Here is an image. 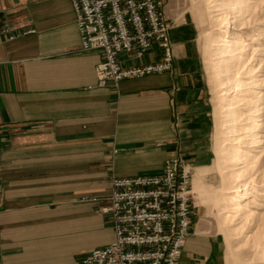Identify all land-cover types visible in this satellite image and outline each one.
<instances>
[{"label":"crops","instance_id":"obj_1","mask_svg":"<svg viewBox=\"0 0 264 264\" xmlns=\"http://www.w3.org/2000/svg\"><path fill=\"white\" fill-rule=\"evenodd\" d=\"M178 18L169 71L99 85L103 55L80 48L71 0H0V264H79L114 239L101 211L111 178L182 155L200 83L197 64L180 60ZM161 55L153 45L119 61ZM221 251L214 226L196 220L179 264H221Z\"/></svg>","mask_w":264,"mask_h":264},{"label":"built area","instance_id":"obj_2","mask_svg":"<svg viewBox=\"0 0 264 264\" xmlns=\"http://www.w3.org/2000/svg\"><path fill=\"white\" fill-rule=\"evenodd\" d=\"M71 5L80 48L102 52L95 67L99 85L171 69L164 0H71ZM153 45L162 51L157 61L120 64V55L141 56ZM191 198V170L179 155L166 158L156 174L112 177L101 211L110 215L114 239L79 264H179L191 233Z\"/></svg>","mask_w":264,"mask_h":264},{"label":"rangeland","instance_id":"obj_3","mask_svg":"<svg viewBox=\"0 0 264 264\" xmlns=\"http://www.w3.org/2000/svg\"><path fill=\"white\" fill-rule=\"evenodd\" d=\"M257 2L261 9L258 12L259 19L255 21L259 26L256 31L259 34L255 36L264 52V0H257ZM212 4L211 0H164V12L169 29L171 23L178 22V17L185 19L184 29L175 37L182 51L180 60L186 65L196 63L199 73V103L190 108L189 118L193 127L187 130L183 138L185 140L183 152L179 155L191 170L193 212L191 228L193 221L196 220L214 226L222 244L221 264H264V196L255 197L257 208L251 209L258 212L257 215L245 219L238 217L232 221L221 219L219 206L224 203L226 195L234 191L236 182L223 181V172L229 168L226 166L228 161L218 159V151L223 144L225 122L221 109L218 107L217 113L214 111L216 106L221 105L220 97L223 91L217 84V78L214 76L210 63L216 60L212 54L213 45L215 46L213 39L220 34L224 23L211 19ZM228 15L233 13L229 12ZM234 23V26L229 27L231 32L242 34L247 40L245 41L250 44V40L244 33V31L248 32L247 27L242 28L244 24H238L237 21ZM262 62L264 63V60ZM261 70L260 78L264 76V68ZM262 83L260 88H262L261 93H264V81ZM248 112V117L252 116V109ZM259 135L263 138L264 128ZM185 152L190 155H186ZM240 164L238 163L236 167ZM246 169L249 171L244 177L245 185L264 188V154L254 166L249 165ZM238 186L241 188L242 185L238 184ZM195 209H199V212ZM254 240H257L259 244L253 245Z\"/></svg>","mask_w":264,"mask_h":264},{"label":"bare ground","instance_id":"obj_4","mask_svg":"<svg viewBox=\"0 0 264 264\" xmlns=\"http://www.w3.org/2000/svg\"><path fill=\"white\" fill-rule=\"evenodd\" d=\"M211 1V19L224 23L220 34L213 39L215 46L213 45L212 54L216 60L210 63L217 84L223 91L220 97L221 105L216 106L214 111L217 113L219 107L225 122L223 144L218 151V159L228 161L226 166L229 168L223 172V181L236 182L234 191L226 195L224 203L219 207L221 219L232 221L238 217L245 219L257 215L258 212L251 209L257 208L255 197L264 196V188L248 187L244 179L249 171L246 168L249 165L254 166L264 154V136L260 138L259 135L264 128V93H261L260 88L264 76L259 77L261 69L264 68V52L255 36L259 34L256 32L259 26L255 21L259 19L258 12L261 8L257 0ZM229 12L233 15L229 16ZM235 21L244 24L242 28L247 27L248 32L244 33L250 44L242 34L231 32L229 27L234 26ZM251 109L252 116L248 117V111ZM248 119L250 120L247 121ZM238 163L241 164L236 167ZM238 184L242 185L241 188ZM256 244L259 243L254 240L253 245Z\"/></svg>","mask_w":264,"mask_h":264}]
</instances>
